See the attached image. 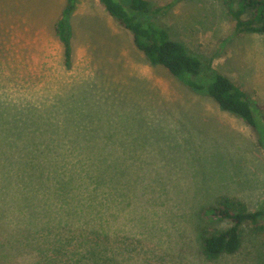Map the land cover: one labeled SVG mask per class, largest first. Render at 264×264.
Listing matches in <instances>:
<instances>
[{
    "label": "rangeland",
    "instance_id": "374dc122",
    "mask_svg": "<svg viewBox=\"0 0 264 264\" xmlns=\"http://www.w3.org/2000/svg\"><path fill=\"white\" fill-rule=\"evenodd\" d=\"M202 63L195 91L153 66L99 0H0V264H264V218L209 262L205 208L264 209V35L238 34L227 1L151 0ZM176 2V3H175ZM175 3V4H173ZM250 96L254 129L208 88Z\"/></svg>",
    "mask_w": 264,
    "mask_h": 264
},
{
    "label": "trees",
    "instance_id": "16d2710c",
    "mask_svg": "<svg viewBox=\"0 0 264 264\" xmlns=\"http://www.w3.org/2000/svg\"><path fill=\"white\" fill-rule=\"evenodd\" d=\"M99 2L121 27L131 33L134 47L145 55L151 65L163 67L192 90L206 89L202 83L194 80V77L202 74V61L191 54L185 44L174 40L167 29L157 23V16L170 6H157L151 0H99ZM238 2L237 10L232 7L234 1L226 2L228 12L235 21L236 33L264 35V0ZM75 3L76 0H67L62 17L55 26L56 35L64 47L67 68L72 62L68 21ZM211 79L208 92L217 105L222 110L241 117L255 129L257 120L249 94L225 75L213 74ZM203 216L209 220V224L223 222L230 224L225 230L203 231V255L207 261L213 263L223 256L234 255L241 249L245 226L252 225L256 231L262 228L258 226L264 218V209L251 211L243 202L220 198L214 205L204 209Z\"/></svg>",
    "mask_w": 264,
    "mask_h": 264
}]
</instances>
